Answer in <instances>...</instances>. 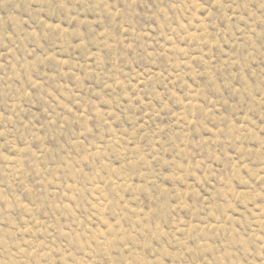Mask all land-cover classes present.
Masks as SVG:
<instances>
[{
  "label": "rangeland",
  "instance_id": "obj_1",
  "mask_svg": "<svg viewBox=\"0 0 264 264\" xmlns=\"http://www.w3.org/2000/svg\"><path fill=\"white\" fill-rule=\"evenodd\" d=\"M0 264H264V0H0Z\"/></svg>",
  "mask_w": 264,
  "mask_h": 264
}]
</instances>
